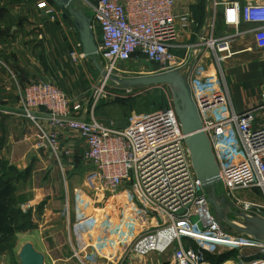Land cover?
<instances>
[{
  "label": "built area",
  "instance_id": "obj_1",
  "mask_svg": "<svg viewBox=\"0 0 264 264\" xmlns=\"http://www.w3.org/2000/svg\"><path fill=\"white\" fill-rule=\"evenodd\" d=\"M197 3L202 7L201 22L192 12L191 6L196 4L189 0L179 10L175 0H81L80 6L90 11L96 57L107 63L104 69L108 75L115 71V65L130 61L146 64V75L136 77L190 68L192 98L219 170L217 186L236 207L264 218V125L257 124L254 114L264 107V94L258 108L237 113L224 82L221 88L198 71L206 53L211 52L217 63L227 59L232 54L231 41L245 33L254 36L257 47L264 49V0ZM37 8L49 22H56L61 15L50 2L43 1ZM219 10L223 24L234 28L233 34L215 36ZM243 24L253 27L240 32ZM182 35L188 39L181 41ZM69 55L75 61L85 58L79 41ZM157 88L167 90H144ZM19 94L26 117L34 119L35 113L44 112L50 118L47 130L39 128L38 147L60 160L62 154H70L60 143V134L75 135L85 146L82 159L93 167L99 185L109 196L120 197L129 185L132 204H127L126 211L114 209L103 216L81 208L83 198L76 197L71 221L66 197L63 214L74 264H133L167 252L170 264H264V257L241 263L233 256L221 262L206 259L245 247L262 249L264 254V246L234 238L215 222L204 186L192 169L173 103L119 129L72 113L65 92L54 83H30ZM246 190L262 203L239 199L238 192ZM192 218H197V223H192ZM186 241L196 247L184 246Z\"/></svg>",
  "mask_w": 264,
  "mask_h": 264
},
{
  "label": "crops",
  "instance_id": "obj_2",
  "mask_svg": "<svg viewBox=\"0 0 264 264\" xmlns=\"http://www.w3.org/2000/svg\"><path fill=\"white\" fill-rule=\"evenodd\" d=\"M43 1L48 0H0V163L23 175L20 181H23V187L20 189L22 183L14 181L15 184L10 190L11 195H23L26 187L27 192L32 191L35 194L26 208H14L22 214L29 227L15 228L16 242L11 250L0 254V264H21L19 254L25 245H30L34 252L43 258V264H47V254L45 255L47 245L53 252V248L57 246L54 237L57 233L63 232L60 224L63 222L66 226L67 239L68 224L63 214L64 208L33 207L40 197L45 198L53 193L52 188L47 190L48 186L45 184L43 187L42 183L48 182L52 177L51 172L56 159L47 149L37 145L39 128L47 130L50 118L44 112H39L33 115L34 119H30L24 115L20 104L19 92L27 84L50 82L61 85L69 78L68 58L63 56L59 47L55 51L53 39L57 34V28L70 22H66L62 14L56 22L43 19L41 16L43 11L37 8ZM78 1L81 4V0ZM185 1L175 0L177 10L183 7ZM189 1L198 5L197 0ZM196 5L191 6L194 16L195 12L197 13ZM218 17L223 24L221 11L218 12ZM251 27L253 26L243 24L240 26V32H247ZM227 28L233 34L234 28ZM73 29L76 32L75 28ZM215 36H219L216 27ZM180 39L186 41L188 38L182 35ZM247 48H251V51H246ZM230 54L224 61L223 82L233 109L237 113H243L258 108L264 94V49L257 47L254 36L245 33L231 41ZM206 56L204 60L207 64L209 59L205 58ZM252 82L259 88L257 98L260 99L259 104L254 108L246 105L241 107L240 111L236 110L234 94L237 100L255 98L250 92ZM257 124L261 125L259 122ZM59 139L62 147L68 149L73 156L66 158V162L73 163L81 158L85 146L75 135L62 132ZM66 194L68 195L67 189ZM114 209L119 211L121 208H86L90 214L94 211L101 215ZM70 214L72 221L73 208H70ZM47 256H50L48 261L51 264L55 261L65 263L70 257L69 248L67 256L62 258L51 257L49 254ZM94 257L98 262L101 261L95 253Z\"/></svg>",
  "mask_w": 264,
  "mask_h": 264
},
{
  "label": "rangeland",
  "instance_id": "obj_3",
  "mask_svg": "<svg viewBox=\"0 0 264 264\" xmlns=\"http://www.w3.org/2000/svg\"><path fill=\"white\" fill-rule=\"evenodd\" d=\"M91 1L94 2V0ZM77 3L80 6V2L77 1ZM83 11L87 16L90 15V11L85 9H83ZM60 12L63 14L65 11ZM68 22H70V24H63L57 28V34L54 35L53 44L55 45V51H57L59 47L63 56L68 58L69 78L65 80L63 84L61 83V85L55 84L65 92L69 100V110L72 113L86 120H94L98 124L104 126L124 129L139 118L160 111L172 104V97L168 88L167 90H161L158 88L153 90L123 89L110 79H129L139 75H146V70L144 69L146 64L144 61L119 63L115 65V71L109 74L110 78L105 79L94 64L95 61L98 66L105 71L104 68L107 63L101 58L95 57L94 61L91 58H84L78 61L73 60L69 54L74 50L79 39L77 32L73 29L72 20L70 19ZM215 25L217 34H232V31L221 23L219 17L217 18ZM192 41L193 40H190V42ZM206 54L207 56L205 58L208 57L209 61L206 64V61L203 59V65L198 71L205 74L208 78H212V81H216V84L223 88L225 60L217 63L211 52ZM196 86L197 84H195V88ZM250 89L251 91H249L252 95L254 94L255 98L252 97L248 100L239 98V100H237L234 94V107L236 110L240 111L241 107L246 105H250V108H254V106L259 104L258 102H260V99H257L259 88L255 82L250 84ZM254 114L257 123L259 122L261 125H264V107L255 111ZM72 157L73 156L67 152L61 155L60 160H56L53 163V171L51 172L52 179L50 178L48 182L42 183L43 187L45 184L48 186L47 190L52 188L53 193L46 197L44 196L45 198L40 197L33 207L65 208L66 197H69V208H75L74 202L76 197H82L84 204H82L81 208H122L126 211V208H128L127 204H132V202L129 201L131 196L127 192V190H129V185H125L120 196L124 199L120 200L121 198L118 195H113L111 197L109 196V193L103 190L99 185L93 167L83 160L82 156L73 161V163L66 162V158ZM6 170L5 175L0 181V187H3V193L0 196V208H5V210L0 209V216H4V214L9 215V224L12 228V233H8V237H6L5 240H1L0 254L7 253V251L13 248L14 243L16 242L17 228L22 226L27 229L29 227V223L24 220L22 214L14 208H26L29 201L33 200L35 197V194L32 191L27 192V187L25 188L26 192L23 195H11L10 190H12L15 184L14 181H17L16 183L18 184L22 183L20 189L23 187V181L20 182L23 175H20L16 170L8 172L9 168H7V166ZM66 189L68 195L66 194ZM216 192L218 195L225 196L228 199L219 185L216 186ZM238 193V198L244 202L252 201L260 204L262 203V199H259V197L252 194L249 190L239 191ZM47 194H49V192ZM61 201H63L62 205ZM119 202L120 204H118ZM118 205L119 207H117ZM60 224H62L63 232L57 233L54 237L57 246L54 248L52 247L54 250L51 252L48 249L49 245H47V253H45V255L49 254L51 257L62 258L68 254L66 226L64 222ZM0 236L3 238L2 234ZM184 246L191 248L196 247L194 243L190 241H186ZM119 247L120 246L118 245L115 249H119ZM239 250L240 251L237 253L236 251L234 254L231 253L232 256L235 257L234 261L236 263H241L254 257H264L262 249L245 247ZM47 255L46 263L51 264L50 261H48L50 256ZM170 261V252H167L164 255L152 254L144 260L134 261L133 264H170ZM54 264L74 263L69 257V260L65 263H62V261H55Z\"/></svg>",
  "mask_w": 264,
  "mask_h": 264
},
{
  "label": "water",
  "instance_id": "obj_4",
  "mask_svg": "<svg viewBox=\"0 0 264 264\" xmlns=\"http://www.w3.org/2000/svg\"><path fill=\"white\" fill-rule=\"evenodd\" d=\"M49 1L58 10L65 11L62 14L65 21L72 20L82 54L85 58H91L94 61L97 55V42L91 28V18L81 9L77 3L78 0ZM94 64L102 77L110 78L95 61ZM189 75L190 68L187 67L163 74L110 79L123 89L168 88L173 108L185 136L184 142L190 154L192 169L197 180L204 186L207 202L211 207L215 222L222 231L234 238L247 239L264 246V218L236 207L225 196L218 195L216 192L219 170L211 144L202 132L199 112L192 98ZM191 222L197 223V219L192 218ZM198 227L201 229L199 223ZM19 258L21 264H43V258L36 254L30 245L22 248Z\"/></svg>",
  "mask_w": 264,
  "mask_h": 264
},
{
  "label": "trees",
  "instance_id": "obj_5",
  "mask_svg": "<svg viewBox=\"0 0 264 264\" xmlns=\"http://www.w3.org/2000/svg\"><path fill=\"white\" fill-rule=\"evenodd\" d=\"M48 2H50V1L48 0ZM195 7L197 8V13L195 12V19L197 20V22H201V20H202V7L199 4L196 5ZM142 90H144V89H142ZM12 170H13L12 168H9L8 172L12 171ZM6 171H7L6 166L1 162L0 163V181L2 180ZM2 193H3V187L1 186L0 187V196L2 195ZM0 209L5 210V208H0ZM9 220H10V217L8 214H4V216L3 215L0 216V235L2 234V236H3V238H1V236H0V242H1V240H5L6 237H8V235L10 233H12V228L9 224ZM4 235H6V236H4ZM231 253L234 254L235 252L223 254V255L218 256V257L206 256V259L210 262H221V261L227 259L228 257H231L232 256Z\"/></svg>",
  "mask_w": 264,
  "mask_h": 264
}]
</instances>
